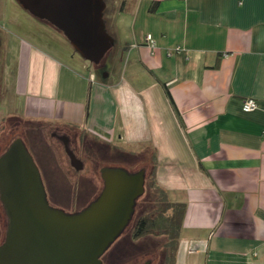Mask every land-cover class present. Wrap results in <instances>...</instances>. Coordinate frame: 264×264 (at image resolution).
I'll return each mask as SVG.
<instances>
[{"label": "crops", "instance_id": "1", "mask_svg": "<svg viewBox=\"0 0 264 264\" xmlns=\"http://www.w3.org/2000/svg\"><path fill=\"white\" fill-rule=\"evenodd\" d=\"M123 11L113 57L124 65L109 58L98 78L67 44L60 63L35 34H17L21 115L151 163L185 204L173 264H264V0H131ZM247 97L257 107L245 112Z\"/></svg>", "mask_w": 264, "mask_h": 264}, {"label": "water", "instance_id": "2", "mask_svg": "<svg viewBox=\"0 0 264 264\" xmlns=\"http://www.w3.org/2000/svg\"><path fill=\"white\" fill-rule=\"evenodd\" d=\"M16 1L61 31L92 63L114 43L105 29L103 0ZM100 175L98 196L82 209L66 212L48 202L31 153L20 138L12 140L0 155V201L7 217L0 264H104L102 254L127 226L144 192V170L106 166Z\"/></svg>", "mask_w": 264, "mask_h": 264}, {"label": "rangeland", "instance_id": "3", "mask_svg": "<svg viewBox=\"0 0 264 264\" xmlns=\"http://www.w3.org/2000/svg\"><path fill=\"white\" fill-rule=\"evenodd\" d=\"M103 1L105 4V7L103 10L102 16H103L105 29L107 33H109L114 38V32L116 31V28H119L118 30L122 31L123 33L125 32L124 34H126L127 31L129 30L128 28V21L130 20L129 14H127L126 11L119 10L118 8L122 6L124 2L128 3L131 0H103ZM0 5H1V16L5 20L6 24H8L14 31L21 32V34L27 33V32H31L32 36H34L33 34H35L36 37L41 39L44 46L41 45V42L39 40H37V44L39 46H42L43 49L47 50L49 53H52V55L54 54L59 59L60 63H62L61 52L63 51V49L65 50V47L62 44H67L72 52H75V54H78L75 51V49L72 47V45L69 43L67 38L64 35H62L61 31L59 30L57 31V29L53 28L49 23L31 15L29 12L24 10L16 0H0ZM58 46H61V48L63 49H61L60 51ZM117 47H118L117 40H114V43L110 46L108 51L103 55V57L98 62L92 63L88 61L90 63V66H93L95 68L94 71H95V75L97 76V78L100 76V73H102L103 69L107 68L108 66L107 61L109 60V58L111 60L112 66L114 67L113 70L122 69L124 65L123 62H120L118 58L113 57V55L115 54L114 52ZM120 52H122L121 48H120ZM12 56H13V52L6 50L5 55H4L3 51L0 49V63L3 64V62L5 61V64L2 67L3 71L2 70L0 71V83H1V87L4 90V94L1 96V99H0V121H3L6 125L5 147H7L9 143L11 142L10 139H13V137H15L13 136V133L15 132V130L14 132H12L13 131L12 124L14 123V118H13L14 115L18 116L19 119L22 120L23 122L35 121L34 119L29 120L27 118H24V116L21 115V110H24V100H23L22 92L16 93L14 89L16 69H15V61ZM69 65H70L69 68L76 71V73H78L79 75L84 74V72L86 73L85 67L83 70H79L78 67L75 66L72 62L69 63ZM17 71H19V68ZM68 74L69 73H67V75ZM61 77H60V80H62ZM73 77L75 79L74 74H73ZM60 80H59V88L62 89L66 85H68L66 83L64 84V82ZM88 80L90 82V78ZM86 82L88 86L89 82L87 80ZM71 87L72 89L74 88L73 92L75 93L76 97L82 98V95H84L83 83H80L79 81L75 80L73 83V86ZM68 89H70L69 85H68ZM32 113L36 114L35 112H32ZM40 125H45V128H47V125H50V123L42 122ZM17 131L20 133L21 129ZM47 140L50 142V148L47 149V152H42L39 149L28 146L29 145L28 141H25V143L28 146L27 149L30 150L28 151L31 152V155H33V157L35 158L34 159L35 163L37 164L38 167L41 168V172L43 174V178H44V182L46 184L47 190L52 195V197H54L55 201H58V199L60 201H63V198L68 197V195L71 194V190H70L71 187L75 185V182H76L75 180H77L78 178L83 179L82 187L88 186L87 180L90 181L89 178L91 177H94L95 182L98 181L99 180V167L102 164L110 163V162L104 161L103 159L96 160L90 157L83 156L82 158H83L84 167L81 170L75 171L73 168H71L68 165L65 155L62 152V149L60 148L58 142L56 140L49 139V137H47ZM138 155L139 154H137L135 157L130 156L129 159L123 160L122 157H124L125 155L120 156L119 154L116 156V159L114 161L118 164V166H121V164L124 162L131 164V163H134L136 160L139 162L138 159H140L141 155L139 156ZM145 164H147V169L145 173L146 174V182H145L146 185H145L144 192L149 190V189L147 190L146 186L148 182L153 179L152 176L154 177V171H153V168L151 167L152 164L149 162ZM133 166L131 167L129 166V168L132 169ZM155 193H156L155 188L151 189V191H149L148 194L146 192L143 198L144 201H142L144 204H141L142 206L139 205L138 207H136V211L134 215L137 216L142 209H147L150 207L151 205L150 201L151 199L154 198V196H156ZM55 203H58V202H54L52 204H55ZM1 204L2 202H0V206L2 208ZM52 206L61 208L56 205H52ZM65 211L69 212L67 210ZM6 226H7V223H6ZM120 235L109 245V247L102 254L101 259L102 257L104 258V262H103L104 264H107L105 262L111 257V255L117 254L120 250L126 251V252L129 251L130 254L135 253V255L137 256H140L142 255L143 252H146L142 250L144 249V247H142L140 242L137 241L139 239L130 240L131 241V245H130L129 243L122 241L121 239L122 236ZM164 238H165L164 235L149 236V237H144L141 242L143 243L149 242V245H150L151 243H155L158 241H160L161 243L162 239L164 240ZM137 244L140 245L141 248L133 247L134 245H137ZM158 252L161 255H163L164 253L163 246L160 247V250L158 249ZM157 256L156 258L152 257L153 263L155 262V264H156L157 259L160 258L159 255ZM120 264H122V261L120 262Z\"/></svg>", "mask_w": 264, "mask_h": 264}, {"label": "flooded vegetation", "instance_id": "4", "mask_svg": "<svg viewBox=\"0 0 264 264\" xmlns=\"http://www.w3.org/2000/svg\"><path fill=\"white\" fill-rule=\"evenodd\" d=\"M126 3L124 2V4L122 6H120L118 9L119 10H123V8H125ZM42 20V19H41ZM11 21V20H10ZM13 21V20H12ZM47 23H49L46 20H43ZM15 23V21H14ZM50 24V23H49ZM51 25V24H50ZM53 28H55L53 25H51ZM56 29V28H55ZM58 31V29H57ZM20 32H16L14 31L8 24H6L5 20L3 19V17L1 16V5H0V49L3 51V54L5 55L6 50H9L11 52H13V58L15 61V85H14V89L16 93H20L22 91V87L20 85L19 82V71L18 70V64H17V57H18V53L15 51L14 48H16L17 46V34ZM5 64V61L2 63H0V71H3V66ZM104 70V69H103ZM103 75V71L102 73H100V76ZM4 94V90L1 87V83H0V99L1 96ZM14 123L12 124L13 127V131L15 130V132L13 133V139H10L11 142L12 140H14L15 138H20L22 141H24V144L27 146V144L25 143V141L29 142L28 146H31L32 148H36L39 149L42 152H47V149L50 148V142L47 140V137H49V139H53L56 140L60 146V148L62 149V152L65 155V158L68 162V165L73 168L75 171L81 170L84 167V163H83V156L86 157H90L96 160L99 159H103L106 162H110L107 164H102L99 167V180L95 182L94 177L89 178V180H87V184L88 186H84L82 187L83 184V179L82 178H78L77 180H75V185L71 187V194L68 195V197L63 198V201H60L58 199V201H55L54 197H52V195L48 192L46 184L44 182V178H43V174L41 172V168H39L40 174H41V178L43 180V184L45 187V191H46V196L48 199V202L51 205H56L61 207L63 210H67L69 212H73V211H78L80 209H82L83 207H85L86 205H88L92 200H94L98 194L100 193L102 186H103V182L101 179V175H100V169L102 167H106V166H118V164L114 161L116 159V156L119 155V150H117L115 147L110 146L108 143H101L99 142L96 138L93 137V135H90V133L86 132L83 129H78L76 127L73 126H69V125H47V128H45V125H40L42 122H30V121H26L23 122L22 120L19 119L18 116L14 115ZM23 124V125H21ZM20 133L17 130H20ZM11 131V130H10ZM5 133H6V125L3 121H0V155L5 151V149L8 147H5ZM18 134V135H16ZM10 142V143H11ZM9 143V144H10ZM27 146V148H28ZM29 150V149H28ZM67 150H69V152L73 155L74 159H76V164L79 165V168H76L75 165L72 164L71 158L67 152ZM30 151V150H29ZM31 153V152H30ZM33 157V155H32ZM123 160H127L130 157L128 156H124L122 157ZM33 159H35L33 157ZM135 161V160H134ZM78 162V163H77ZM98 162V161H97ZM133 162V161H132ZM134 165V166H133ZM125 168L127 171L129 172H137L141 169L144 170V190H145V182H146V169H147V164L145 163H139L137 160L134 163H127L124 162L121 164L120 167ZM128 166V167H127ZM129 166H133L132 169L129 168ZM144 194H142L136 201L135 203V207H134V213L131 217V219L129 220V223L127 224V226L124 228V230L120 233L122 236L121 239L122 241H125L126 243H129L131 245V241L130 240H137L140 242V244L142 245V247H144V251L142 255L137 256L135 255V253L130 254L129 251H119L117 254L111 255V257L106 260L105 263L107 264H120V262L122 261V264H144L146 261L149 262V264H155V262L153 263V258L157 255H159V259H157L156 264H165V253H163V255H161L158 252V249L160 250V246L159 244H157L158 242L155 243H151L149 245L148 243H143L141 242L142 239L144 237H149V236H139L137 235V227H136V222L137 220L134 218V214L136 211V205L139 201H142L144 198V195L146 194V191L143 192ZM1 202V201H0ZM54 202H58L55 204H52ZM2 205V204H1ZM6 223H7V218H6V214L2 205V208L0 206V243L4 240L5 237V230H6ZM143 237V238H141ZM134 248H141L140 245H134ZM137 256V258H136ZM153 257V258H152ZM158 257V256H157ZM102 262H104V258L102 257ZM124 260V261H123Z\"/></svg>", "mask_w": 264, "mask_h": 264}, {"label": "trees", "instance_id": "5", "mask_svg": "<svg viewBox=\"0 0 264 264\" xmlns=\"http://www.w3.org/2000/svg\"><path fill=\"white\" fill-rule=\"evenodd\" d=\"M153 175V174H152ZM147 184V194L155 188L156 196L151 199V205L147 209H142L139 214L134 216L137 220V235L139 236H158L164 235L162 242L158 241L159 246H163L165 253V263L173 264L174 257L180 237L181 221L185 210V204L172 202L168 199L166 192L157 184L152 176ZM144 201V199L142 200ZM139 201L138 207L144 204ZM142 206V205H141Z\"/></svg>", "mask_w": 264, "mask_h": 264}, {"label": "built area", "instance_id": "6", "mask_svg": "<svg viewBox=\"0 0 264 264\" xmlns=\"http://www.w3.org/2000/svg\"><path fill=\"white\" fill-rule=\"evenodd\" d=\"M145 40H146V42H148L149 45L153 46L154 40L150 34H146ZM179 49H180V46L177 45L173 48V50H168L167 54H170L171 52L177 51ZM256 107H257V102L252 97H247V98L243 99L242 104H241V109L245 112L253 110Z\"/></svg>", "mask_w": 264, "mask_h": 264}]
</instances>
